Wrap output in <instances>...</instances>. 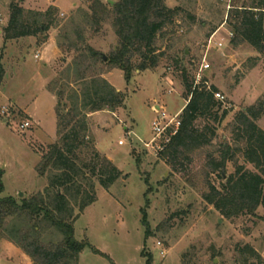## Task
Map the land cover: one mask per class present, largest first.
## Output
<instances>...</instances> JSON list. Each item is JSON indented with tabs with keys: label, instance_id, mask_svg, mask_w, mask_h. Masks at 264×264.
Wrapping results in <instances>:
<instances>
[{
	"label": "rangeland",
	"instance_id": "obj_1",
	"mask_svg": "<svg viewBox=\"0 0 264 264\" xmlns=\"http://www.w3.org/2000/svg\"><path fill=\"white\" fill-rule=\"evenodd\" d=\"M165 1L170 8L180 6L194 20L180 15L157 36V67L144 72L134 70L129 82L121 71L99 67L102 78L125 99L114 112L89 116V136L95 150L127 179L117 181L108 190L95 185L96 201L75 221L74 238L87 241L113 264H145L148 256L152 264H264V209L259 207L254 215L241 213L225 218L204 200L209 184L219 188L234 173L230 163L212 173L209 159L219 161L222 145L235 147L230 133L233 118L264 97V58L253 65L249 59L257 55L250 47L229 45L228 16L232 9L249 6V0ZM11 4L24 12H45L53 7V26L42 35L4 43L1 31L8 22ZM88 4L89 0H0V168L4 187L1 197L28 200L49 184L51 174L40 176L37 172L41 157L57 139V99L48 86L76 55L67 48L69 41H74L69 22L74 18L82 24L79 11H88ZM84 43L106 59L117 40L109 27L103 26L97 34L86 30ZM174 59L178 65H174ZM133 62L136 65L138 60ZM202 64H207L208 69L200 71ZM183 71L193 86L197 75L201 79L198 84L204 80L208 86H214L229 113L216 126L211 145L192 152L187 159L180 158L172 167L159 156L166 143L157 141L153 148L146 144L152 138L156 105L170 117L184 108ZM24 124L28 126L23 127ZM255 124L264 132V111ZM203 125L200 121L196 127L201 130ZM239 157V165L256 173ZM142 209L149 226L148 239L144 238L141 225ZM45 233L43 240L51 241L52 237ZM0 264L31 261L0 239ZM78 264L111 263L85 248Z\"/></svg>",
	"mask_w": 264,
	"mask_h": 264
},
{
	"label": "trees",
	"instance_id": "obj_2",
	"mask_svg": "<svg viewBox=\"0 0 264 264\" xmlns=\"http://www.w3.org/2000/svg\"><path fill=\"white\" fill-rule=\"evenodd\" d=\"M87 7L88 11H79L82 24L76 23L74 18L69 22L74 41H69L67 48L76 55L60 77L48 86V91L57 99L54 109L57 139L41 157L37 169L40 176L51 174L48 186L28 200L1 197L4 187L0 168V239L19 249L31 264H78L85 248L113 264L87 241H76L73 227L85 208L96 201L95 185L108 190L117 181L127 179V175L95 150L89 136V116L102 111L114 112L123 106L125 99L102 78L99 67L117 69L129 82L134 70L144 72L157 67L159 55L155 40L163 30L173 25L180 15L194 20L180 6L168 7L165 0H117L114 3L89 0ZM9 10L8 22L1 31L4 43L47 32L53 26L52 16L56 11L50 7L45 12H24L13 4ZM263 18L264 0H249V6L232 9L228 16L232 35L229 45L250 47L257 55L249 59L253 65L264 58ZM103 26H108L117 40L105 61L101 53L84 43L86 30L97 34ZM134 59L138 60L136 65ZM173 62L178 65L177 59ZM2 77L0 65V83ZM181 81L186 104L178 117L179 130L159 155L172 167L180 158L187 159L192 152L211 145L216 126L229 113L224 104L214 99V94L218 93L214 86L206 88L204 80L193 86L184 71ZM263 111L264 97L255 106L235 115L230 126L235 147L222 145L219 161L209 159L212 173L225 169L226 163L234 167L233 175L224 184L219 188L209 184V193L204 196L225 218L241 213L254 215L259 207L264 209V132L255 124ZM200 121L204 124L201 130L196 127ZM238 157L256 173L239 165ZM140 213L144 238L148 239L145 210ZM43 232L52 240L45 242ZM56 237L59 238L53 241ZM245 250L258 258L249 247ZM145 264H152V258L146 257Z\"/></svg>",
	"mask_w": 264,
	"mask_h": 264
},
{
	"label": "built area",
	"instance_id": "obj_3",
	"mask_svg": "<svg viewBox=\"0 0 264 264\" xmlns=\"http://www.w3.org/2000/svg\"><path fill=\"white\" fill-rule=\"evenodd\" d=\"M230 36L232 35L230 34ZM207 69H208V65L202 64L200 71L207 70ZM200 80H201L200 76L197 75L196 76V86L201 84V83L198 84ZM204 85L206 86V88H208L207 83H204ZM214 99L221 102L222 104H225L223 102L224 98L219 93L214 94ZM155 107L157 108V110H154L156 113V119L153 121L151 125L152 138L150 142L146 144L147 147H151V148H153V144L155 145V147H157L156 145L157 141H160V143L164 142L167 144L172 137L176 136L179 130V126H180V122L178 118L179 114L173 117H170L166 115L163 108L157 105ZM27 126L28 124L23 125V127H27Z\"/></svg>",
	"mask_w": 264,
	"mask_h": 264
},
{
	"label": "crops",
	"instance_id": "obj_4",
	"mask_svg": "<svg viewBox=\"0 0 264 264\" xmlns=\"http://www.w3.org/2000/svg\"><path fill=\"white\" fill-rule=\"evenodd\" d=\"M222 27L218 31H220L222 29ZM263 30H264V18H263ZM218 31L214 34V36L218 33ZM229 36H230V33H229ZM91 115H93V114H91Z\"/></svg>",
	"mask_w": 264,
	"mask_h": 264
},
{
	"label": "water",
	"instance_id": "obj_5",
	"mask_svg": "<svg viewBox=\"0 0 264 264\" xmlns=\"http://www.w3.org/2000/svg\"><path fill=\"white\" fill-rule=\"evenodd\" d=\"M111 3V2H110ZM103 61H105V57L103 56Z\"/></svg>",
	"mask_w": 264,
	"mask_h": 264
}]
</instances>
